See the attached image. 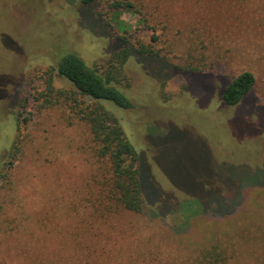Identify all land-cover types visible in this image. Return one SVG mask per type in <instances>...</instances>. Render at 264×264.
Wrapping results in <instances>:
<instances>
[{
	"label": "rangeland",
	"instance_id": "374dc122",
	"mask_svg": "<svg viewBox=\"0 0 264 264\" xmlns=\"http://www.w3.org/2000/svg\"><path fill=\"white\" fill-rule=\"evenodd\" d=\"M65 53L133 105L100 102L138 155L143 214L93 205L108 167L87 125L40 105L48 80L73 89L49 72ZM243 72L255 84L228 105L224 88ZM61 253L264 264V0H0V264H59Z\"/></svg>",
	"mask_w": 264,
	"mask_h": 264
},
{
	"label": "trees",
	"instance_id": "16d2710c",
	"mask_svg": "<svg viewBox=\"0 0 264 264\" xmlns=\"http://www.w3.org/2000/svg\"><path fill=\"white\" fill-rule=\"evenodd\" d=\"M96 0H82L84 5H89ZM123 4L115 2L112 8H123ZM133 4L128 3L125 8H131ZM117 40L122 41L116 36ZM139 54L148 56L157 54L148 49H140ZM129 56V49H124L116 55L118 63L123 64ZM57 76L63 78L70 84L72 91L54 90L51 81L48 80L46 92L42 94V107H52L63 104L67 106L70 113L79 121L85 123L91 135L93 152L95 157L108 167V178L96 182L97 202L108 214H117L120 211H129L135 214H143L146 205L141 192L139 158L125 136L117 118L114 117L103 105L101 100L113 102L120 108L130 109L133 107L130 100L118 90L113 77L103 76L98 69L88 66L78 55L65 53L58 62L49 69ZM194 71L197 70H188ZM255 84V78L250 72H243L233 78L224 88L223 99L228 105L237 104L241 98L248 93ZM84 98H89L90 103L85 104ZM16 142L12 150L16 149ZM83 240L78 245H82ZM81 254L78 251L74 256ZM71 255L61 253L59 264H82ZM85 257V256H84ZM223 259V258H221ZM77 261V262H76Z\"/></svg>",
	"mask_w": 264,
	"mask_h": 264
}]
</instances>
